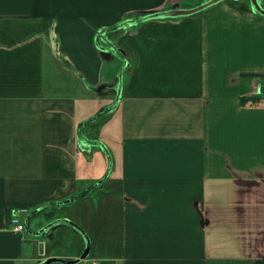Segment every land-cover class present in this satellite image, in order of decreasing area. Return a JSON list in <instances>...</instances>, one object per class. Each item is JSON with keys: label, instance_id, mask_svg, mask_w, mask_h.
<instances>
[{"label": "crops", "instance_id": "crops-1", "mask_svg": "<svg viewBox=\"0 0 264 264\" xmlns=\"http://www.w3.org/2000/svg\"><path fill=\"white\" fill-rule=\"evenodd\" d=\"M205 1L0 0V264L84 251L73 224L61 220L30 239L10 230V217L27 206L36 234L68 217L57 210L91 200L94 180L80 182V156L91 164L99 142L85 128L96 98L110 92L118 96L109 113L121 146L112 179L122 191L121 245H90L87 258L263 264L264 14L250 0H222L141 19ZM129 19L135 24L123 25ZM101 34L123 59L102 55ZM63 223L75 232L70 248L55 246Z\"/></svg>", "mask_w": 264, "mask_h": 264}, {"label": "rangeland", "instance_id": "rangeland-1", "mask_svg": "<svg viewBox=\"0 0 264 264\" xmlns=\"http://www.w3.org/2000/svg\"><path fill=\"white\" fill-rule=\"evenodd\" d=\"M100 41H106L105 35H100ZM117 57L123 59L121 54L117 55ZM121 84L122 78L119 84L120 88ZM117 99L118 96L113 95L111 92L96 98L95 111L92 113L94 117L85 128V133L99 142L93 146L94 150L90 159V165L86 166L85 157L80 156V182L85 181L88 183L94 180L91 182L92 184L90 183L91 185L88 188L89 193L86 196L91 200H79L69 205L67 209L56 211L68 214V217H64V219L73 221L82 230L88 232V237L91 241L93 237H95L91 244L93 248H97L98 245L103 246L111 244L113 249H119L121 245L119 220L121 213L119 209V199L122 198V191L112 185V179L117 174V170L121 164V146L118 139L119 126L117 122L113 121L112 113H109V107L113 108V105L115 107ZM100 143L102 145H99ZM105 147L107 154L104 153L103 155L101 149L105 150ZM92 201L95 203L94 210H91ZM104 221L105 223H110V227H105L103 230L102 223ZM102 231L104 235L101 233L97 235V233ZM32 232L33 230L28 226L25 227V234L30 239H39L41 237V234H34ZM58 232H60V235L63 236L65 240L62 244L55 245L56 248H70V237L75 235L73 228L63 223L58 229ZM91 255H93V253Z\"/></svg>", "mask_w": 264, "mask_h": 264}, {"label": "water", "instance_id": "water-1", "mask_svg": "<svg viewBox=\"0 0 264 264\" xmlns=\"http://www.w3.org/2000/svg\"><path fill=\"white\" fill-rule=\"evenodd\" d=\"M222 0H207L204 3H201L200 5H197L195 7L192 8H181L179 4H174L172 6V8L170 10H166V11H151L148 12L146 17L148 18H156V17H176V16H181V15H188V14H193L196 12H199L217 2H220ZM253 7L259 11L260 13L264 14V8L261 5V0H250ZM136 20L135 19H129L126 21L127 25H132L135 24ZM119 30V29H117ZM105 30H102L101 33H104ZM107 44L105 46H101V53L102 55H107L110 56L114 59V57H116L119 54L125 55V52L123 49H121L120 47H116V45L113 43L112 39L106 38ZM122 73L120 72L119 76H118V81L119 78H121ZM121 80V79H120ZM102 87H99L98 90L100 91ZM116 92L118 95H120L121 93V88L120 87H116ZM61 220H63L62 222H67L70 224H73L75 227H77L85 236L86 238V246L84 248V251L81 253V255L78 258L75 259H64V258H60V257H48L46 259L43 260H39L34 264H52V263H60V264H76L78 263L81 259L87 258L90 252V245H91V241L90 238L88 237V235L85 233L84 230H82L78 225H76L73 221L69 220V219H57L55 221H52L51 223L45 225L44 227H42L41 229H39L38 231H36V234H41L44 232H47L48 229L52 226H54L56 223L61 222ZM27 226V225H26ZM256 264H262V260H258Z\"/></svg>", "mask_w": 264, "mask_h": 264}, {"label": "built area", "instance_id": "built-area-1", "mask_svg": "<svg viewBox=\"0 0 264 264\" xmlns=\"http://www.w3.org/2000/svg\"><path fill=\"white\" fill-rule=\"evenodd\" d=\"M29 213V208L25 205H17L12 208L9 228L16 234H22L26 227V216ZM78 264H100L96 259L84 258Z\"/></svg>", "mask_w": 264, "mask_h": 264}, {"label": "trees", "instance_id": "trees-1", "mask_svg": "<svg viewBox=\"0 0 264 264\" xmlns=\"http://www.w3.org/2000/svg\"><path fill=\"white\" fill-rule=\"evenodd\" d=\"M147 13H148V12H147ZM147 13H144V14H143V17H141V19L145 18L146 15H147ZM263 264H264V260H263Z\"/></svg>", "mask_w": 264, "mask_h": 264}]
</instances>
